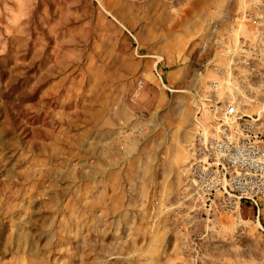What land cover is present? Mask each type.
Returning <instances> with one entry per match:
<instances>
[{
    "label": "rangeland",
    "instance_id": "1",
    "mask_svg": "<svg viewBox=\"0 0 264 264\" xmlns=\"http://www.w3.org/2000/svg\"><path fill=\"white\" fill-rule=\"evenodd\" d=\"M224 4L218 23L258 74L227 58L219 84L264 115V95L239 85L264 82V0ZM166 13L160 0H0V264H264V211L217 217L190 189L205 67L162 48ZM166 52L182 91L156 78ZM128 137L140 146L124 160Z\"/></svg>",
    "mask_w": 264,
    "mask_h": 264
},
{
    "label": "built area",
    "instance_id": "2",
    "mask_svg": "<svg viewBox=\"0 0 264 264\" xmlns=\"http://www.w3.org/2000/svg\"><path fill=\"white\" fill-rule=\"evenodd\" d=\"M224 49V40L203 42L201 54L212 48ZM241 62L250 73L258 69L242 49ZM205 71L220 73L212 63H206ZM156 78L164 83L163 73L156 69ZM211 90L202 97L195 91L197 110V133L193 144V161L188 177L190 189L194 190L215 216L240 211L243 205L251 208L258 217L264 211V115L243 113L236 101L224 102L211 95L222 90L218 82L210 83ZM144 89L143 81L131 101L136 104Z\"/></svg>",
    "mask_w": 264,
    "mask_h": 264
},
{
    "label": "crops",
    "instance_id": "3",
    "mask_svg": "<svg viewBox=\"0 0 264 264\" xmlns=\"http://www.w3.org/2000/svg\"><path fill=\"white\" fill-rule=\"evenodd\" d=\"M152 1V0H150ZM225 1L226 0H160L167 10V15L170 19H173V22H168V30L166 31V37L172 38L173 40L161 42L164 46L162 47L165 51H181L180 54L176 56L184 59V62L191 60V54L196 53L198 56V62L203 60V65L205 67L206 63L212 64H224L228 59L234 61L236 63L241 62V53H240V45L239 42L232 36H230V28L227 26L219 25V21L226 16L225 11ZM172 34V35H171ZM218 35L215 37V35ZM217 40H224L225 49L224 50H216L214 47L207 51L205 55L201 54L200 47L203 42H211L214 43ZM167 54L163 57L164 60L161 69L157 67L160 66V61L155 63L156 69L160 70L164 75V83H162L169 91H182L181 89H177L179 85H177V77L181 75L184 71L185 67H177L176 69H169L163 72V66L169 68V66H175L178 63V57H175V53L166 52ZM188 53V54H187ZM224 56V58H221ZM166 62V63H165ZM200 64V63H198ZM155 69V70H156ZM220 69V68H219ZM196 73L199 70L195 71ZM223 70H221L220 74L215 73H205L202 76L199 75L195 82L194 90L200 88L202 91V97H206V93L211 90L210 83L218 82L220 83L224 75L222 74ZM165 80L168 84H165ZM239 85L241 88V93L245 95L247 98H254L259 101V99H263L264 95V82L263 80H252V77H246L241 82L239 81ZM175 89V90H171ZM195 95V93H194ZM241 95V96H243ZM212 97H216L217 100L224 102H233L234 99L238 98L240 95L234 96L230 95L225 89L222 90L217 95H211ZM195 97V96H194ZM156 103H152L153 106L151 110H154L153 113H160L162 110L168 108L167 99L165 96L160 94ZM240 110L244 113L245 110H242V106L238 104ZM170 108V107H169ZM262 107H255L251 112L253 115L260 114L262 112ZM185 128V127H183ZM175 146H182L185 141V135L180 131L179 127H175L174 129ZM127 141L123 146H121V152L123 153V159H131L134 157L139 149L140 141L133 140L129 137L124 139ZM177 148V147H176Z\"/></svg>",
    "mask_w": 264,
    "mask_h": 264
},
{
    "label": "trees",
    "instance_id": "4",
    "mask_svg": "<svg viewBox=\"0 0 264 264\" xmlns=\"http://www.w3.org/2000/svg\"><path fill=\"white\" fill-rule=\"evenodd\" d=\"M243 206H245V205H243Z\"/></svg>",
    "mask_w": 264,
    "mask_h": 264
}]
</instances>
